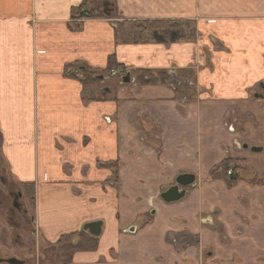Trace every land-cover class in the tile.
Instances as JSON below:
<instances>
[{"label":"crops","instance_id":"0c3cea01","mask_svg":"<svg viewBox=\"0 0 264 264\" xmlns=\"http://www.w3.org/2000/svg\"><path fill=\"white\" fill-rule=\"evenodd\" d=\"M81 1L0 0V166L34 184L36 243L100 222L71 264H264V0H107L110 18H71ZM111 62L130 82L96 79ZM147 71L179 86H142ZM179 176L194 183L163 201Z\"/></svg>","mask_w":264,"mask_h":264},{"label":"rangeland","instance_id":"374dc122","mask_svg":"<svg viewBox=\"0 0 264 264\" xmlns=\"http://www.w3.org/2000/svg\"><path fill=\"white\" fill-rule=\"evenodd\" d=\"M173 27L180 28L176 25ZM139 30L141 27L135 31V34L141 41L145 33L138 32ZM157 30L161 34L158 28ZM161 35L164 36V34ZM117 72H119L118 69L110 74ZM121 77V75L118 76V78ZM106 82L109 84V81ZM0 177L2 178H0V251L1 255H4L2 258L16 257L24 264H61L62 260L57 249H50L48 245H42L40 242L36 243L37 236L32 222L33 206L32 202L30 203V197L25 196L22 187L3 171L2 166H0ZM11 192L19 195L17 207H13L8 197ZM13 209L16 210L15 213L14 211L11 213ZM32 233H35V236H32Z\"/></svg>","mask_w":264,"mask_h":264},{"label":"trees","instance_id":"16d2710c","mask_svg":"<svg viewBox=\"0 0 264 264\" xmlns=\"http://www.w3.org/2000/svg\"><path fill=\"white\" fill-rule=\"evenodd\" d=\"M103 0H82L81 5L71 10V18L82 15L85 13L86 18L89 19H102L105 18L102 9L100 8V3ZM111 59V58H110ZM114 64L111 62V66H108L109 69L114 68ZM85 80L83 84L91 85L94 80L92 73H84ZM137 82L142 86H151L162 84L165 85L171 81L170 77L167 73H157L152 74L151 72H140L136 74ZM1 143V140H0ZM230 161H224L222 166L219 167L223 180L226 184L231 187L234 185L238 179L231 180L228 178V170L230 168ZM26 197H30V203L32 202V206L34 209V184L32 183H25L22 185ZM98 245L97 239L89 236L86 232L74 233L69 235H64L59 238L58 242L56 243L55 249L60 253L61 264H71L73 256L77 253H87L96 250Z\"/></svg>","mask_w":264,"mask_h":264},{"label":"water","instance_id":"95a60500","mask_svg":"<svg viewBox=\"0 0 264 264\" xmlns=\"http://www.w3.org/2000/svg\"><path fill=\"white\" fill-rule=\"evenodd\" d=\"M108 4L105 2L101 4V7L104 8V12L108 14V9H107ZM174 40V39H172ZM101 79V78H100ZM124 82H128V78L123 79ZM261 88L264 91V87L261 86ZM260 98L261 96H255ZM246 147V146H245ZM260 148H252L251 151H260ZM194 183V177L193 176H179L176 179V186L169 189L166 193L162 195V199L165 202H173V201H178L179 199L183 198L185 195V191L178 192V187H186L188 185H192ZM84 231H87L89 235L92 237H98L101 232V223L100 222H94L87 224L83 227ZM0 263H5V264H23L22 261H19L17 259L11 258L8 260H0Z\"/></svg>","mask_w":264,"mask_h":264},{"label":"flooded vegetation","instance_id":"af4514ba","mask_svg":"<svg viewBox=\"0 0 264 264\" xmlns=\"http://www.w3.org/2000/svg\"><path fill=\"white\" fill-rule=\"evenodd\" d=\"M1 178V177H0ZM2 179V178H1ZM25 193V192H24ZM17 194L16 193H13V192H11V193H9L8 194V197H9V199L11 200V203L13 204V207H17V203H19V197H18V195L16 196ZM26 196V195H25ZM17 202V203H16ZM19 206V205H18ZM20 207V206H19ZM13 211H14V213H15V211L16 210H12L11 211V213H13ZM33 222V221H32ZM32 236H35V233L33 234L32 233Z\"/></svg>","mask_w":264,"mask_h":264}]
</instances>
